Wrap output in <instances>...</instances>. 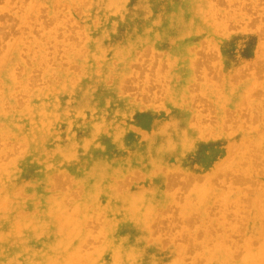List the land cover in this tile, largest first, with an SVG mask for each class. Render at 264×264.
Listing matches in <instances>:
<instances>
[{"label":"rangeland","instance_id":"1","mask_svg":"<svg viewBox=\"0 0 264 264\" xmlns=\"http://www.w3.org/2000/svg\"><path fill=\"white\" fill-rule=\"evenodd\" d=\"M263 239L264 0H0V264Z\"/></svg>","mask_w":264,"mask_h":264},{"label":"bare ground","instance_id":"2","mask_svg":"<svg viewBox=\"0 0 264 264\" xmlns=\"http://www.w3.org/2000/svg\"><path fill=\"white\" fill-rule=\"evenodd\" d=\"M14 165H15V164H14ZM167 188H168V187H167ZM260 236H261V235H260ZM260 236H259V237H260ZM263 241H264V239H263Z\"/></svg>","mask_w":264,"mask_h":264}]
</instances>
